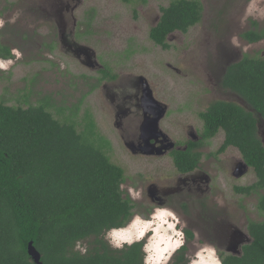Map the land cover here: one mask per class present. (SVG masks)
I'll return each instance as SVG.
<instances>
[{
    "label": "rangeland",
    "instance_id": "374dc122",
    "mask_svg": "<svg viewBox=\"0 0 264 264\" xmlns=\"http://www.w3.org/2000/svg\"><path fill=\"white\" fill-rule=\"evenodd\" d=\"M170 1L127 4L122 0H0V45L11 54V58H0V102L23 108L46 104L55 119L63 122L69 118L76 123L78 131L82 130L84 116L90 115L95 132L110 143L111 161L124 170L122 191L125 194L129 188L136 197L149 176L161 172L162 164H165L164 175L173 174L174 169L166 159L133 158L121 147L111 108L99 88L101 81L97 83L101 75L64 53L57 39V15L63 10L66 32L71 34L72 41L89 47L97 64L109 68L118 81L143 77L155 97L168 105L165 127L179 131L182 126L176 127L174 121L184 125L195 121L194 114L199 109L194 103L205 105L218 98L226 100L212 95L213 83L219 72L232 62V57H264V39L248 43L240 37L253 28V22L264 29V0H199L203 7L201 21L185 34L171 33L167 37L169 48L163 50L150 41L149 30L158 21L160 8ZM66 3L70 7L67 11L63 9ZM52 44L55 50L49 51L47 48ZM187 104H191V111H184ZM214 143L219 145L220 134ZM230 152L239 157L237 150ZM148 170L146 177L143 172ZM228 176L224 178L233 183ZM243 180L248 183L251 178L247 175ZM226 189L230 192V187ZM133 214L122 228L107 234L105 240L117 249L123 247L124 241H128L127 245L132 241L142 242L146 251L144 264H172L174 255L184 246L178 247V240L179 245L182 242V221L178 220L179 227L174 214H169L167 221L164 211L150 216L143 215L142 210ZM187 216L194 220L191 214ZM170 220L176 224L175 234L170 230L173 228ZM142 225H145L143 236L122 238ZM161 234L167 235L171 242L168 247L161 243V249H167L156 260L153 246ZM173 235L176 240H172ZM92 244L89 238L78 242L75 250L84 254ZM191 245L194 242L186 249L190 256L188 264H205L209 259L210 263L220 264L214 249L199 248L193 253Z\"/></svg>",
    "mask_w": 264,
    "mask_h": 264
},
{
    "label": "trees",
    "instance_id": "16d2710c",
    "mask_svg": "<svg viewBox=\"0 0 264 264\" xmlns=\"http://www.w3.org/2000/svg\"><path fill=\"white\" fill-rule=\"evenodd\" d=\"M202 12L199 0H171L160 8L150 41L169 48L167 37L185 34L201 21ZM252 25L240 37L248 43L263 40L264 29ZM0 58H11L7 47L0 45ZM105 78H115L107 67L97 80ZM223 80L252 112L217 101L201 113L204 128L210 135L223 131L221 150L237 148L262 183L264 147L256 123L264 121V57L244 55L226 67ZM82 122L78 131L69 118L55 119L46 104L23 108L0 102V264H34L27 254L30 241L42 264H144V243L117 249L105 240L107 232L129 221L132 207L123 197L124 170L111 161L110 143L95 132L90 115ZM174 156L179 171L191 169L198 160L190 152ZM258 234L263 238L245 248L243 257L225 258L223 264H264V232ZM89 238L93 244L86 253L75 250ZM173 264H187L184 254Z\"/></svg>",
    "mask_w": 264,
    "mask_h": 264
},
{
    "label": "flooded vegetation",
    "instance_id": "af4514ba",
    "mask_svg": "<svg viewBox=\"0 0 264 264\" xmlns=\"http://www.w3.org/2000/svg\"><path fill=\"white\" fill-rule=\"evenodd\" d=\"M64 8L66 11L70 9L67 3L63 6ZM57 16L61 23V28H58L56 24L58 42L64 48V53L73 57L66 49V45L76 42L72 41L71 34L66 32L63 10ZM59 29L62 33L61 37H59ZM52 46L51 50L47 49L55 50L53 44ZM92 58L96 61L95 55ZM241 59L242 57L235 55L232 57V62L219 72L213 83L215 90L212 91V95L225 97L226 100L218 98L214 99V102L232 103L246 108L242 98L223 84L226 67ZM77 61L81 63L83 56ZM89 69H95L96 73L101 75L105 66L97 64L96 61V64H92V68ZM111 73L115 75V78L102 79L99 88L111 108L115 132L121 141V147L133 158L148 161L166 159L174 169L173 174L164 175L162 170L165 168V164H162L161 172L156 176H149L147 184L136 192L137 197L131 193L129 188H126L123 197L127 196L129 199L132 214L142 210L143 215L150 216L157 211H164L166 215L164 214L163 217H166L167 221L170 217L169 214L178 217L176 224L178 223L179 227L178 220L182 221L180 233L182 242L179 245L178 240V247L183 244L184 246L176 252L173 262L175 257L184 254L188 264L190 256L187 255L186 249L189 243L193 242L195 245H191L193 253L199 248H212L215 250L214 254L220 264H223V260L228 257L239 259L243 257L245 248L252 247L258 239L263 238L262 234L258 233L264 232V208H262L264 181L259 183L253 168L242 159L237 148L227 146L221 150L225 141L223 131L220 130L214 135L206 132L201 113H206L212 103L205 105L194 103L199 109L194 114L195 121L186 125L174 121L175 126H182L179 131L173 130L171 126L166 128L164 121L169 115L168 105L155 97L147 81L141 77L118 81L117 75ZM152 100L159 102L165 110L156 125L154 120L159 115L157 108L160 105L155 104ZM183 108L184 111H191V104L184 105ZM248 111L252 112L251 109ZM256 129L264 147V121L260 119L256 123ZM218 134H220V143L215 145V137ZM172 135H176V137H172ZM171 143L172 146H170ZM215 148L216 150H214ZM230 149L237 150L239 157L231 154ZM176 152L192 153V157L198 158L195 166L186 171H179L174 162ZM227 153L229 154L226 155ZM149 170L146 173L143 172L145 176L147 175L146 177H148ZM225 175H229V180L233 183L230 184L224 178ZM247 175L251 178L248 183L243 180ZM129 183L133 185L131 180ZM226 187H230V192H227ZM189 214L194 216L193 221L187 218ZM171 223L173 224L172 221ZM176 224H173V228L170 230L175 231ZM118 229L111 230L106 235L112 234ZM174 231L173 234H175ZM108 239H110L109 235ZM172 240H176L174 235ZM143 251L146 254L144 249ZM210 261L209 259L205 264Z\"/></svg>",
    "mask_w": 264,
    "mask_h": 264
},
{
    "label": "water",
    "instance_id": "95a60500",
    "mask_svg": "<svg viewBox=\"0 0 264 264\" xmlns=\"http://www.w3.org/2000/svg\"><path fill=\"white\" fill-rule=\"evenodd\" d=\"M58 28H61V23L59 21L56 22ZM62 33L59 29V37H61ZM70 44L67 43L66 45V49L68 51H70V53L73 55V57H75L76 59L80 60L81 56H83V61L81 62L82 65L88 67V68H92V64H96V61L93 60V56L95 55L94 52L87 46L84 45H79V44ZM141 79H144L143 77H141ZM155 104L160 105L159 102L152 100ZM159 115L157 116V118L154 120L155 125L157 124V121L161 118V116L164 114V106L162 107L161 105L157 108ZM170 146H172V143L170 144ZM134 241H132L131 243H133ZM137 242V241H135ZM122 244H128L126 242L122 243ZM27 254L30 257V259L34 262V264H42L40 262V253L35 249V247L33 246L32 242H28L27 244Z\"/></svg>",
    "mask_w": 264,
    "mask_h": 264
},
{
    "label": "bare ground",
    "instance_id": "6f19581e",
    "mask_svg": "<svg viewBox=\"0 0 264 264\" xmlns=\"http://www.w3.org/2000/svg\"><path fill=\"white\" fill-rule=\"evenodd\" d=\"M159 220V219H158ZM144 228H145V225H142V227H139L138 229H137V231H134L132 234H130V235H125V234H123V236H122V238H133L134 236H135V234L137 235V236H140V235H142L143 236V234H144V232H145V230H144ZM160 228V227H159ZM158 228V229H159ZM170 228V227H169ZM157 229V232H156V234L158 235V234H160V231ZM156 230V229H155ZM120 234V233H119ZM134 234V235H133ZM136 236V237H137ZM159 238H160V240L153 246V249L155 250V259L156 260H158L159 258H160V256H162V254H163V252H164V250H166L164 247H163V249H161V247H162V245H161V243H164V245H166L167 247L168 246H170V242L171 241H169V238L167 237V235H165V234H161L160 236H159ZM130 239H128V240H130ZM126 240V239H125ZM176 242V241H175ZM174 243V242H173ZM155 262V261H154ZM208 264H210V263H208Z\"/></svg>",
    "mask_w": 264,
    "mask_h": 264
},
{
    "label": "clouds",
    "instance_id": "9594fccd",
    "mask_svg": "<svg viewBox=\"0 0 264 264\" xmlns=\"http://www.w3.org/2000/svg\"><path fill=\"white\" fill-rule=\"evenodd\" d=\"M118 230H119V229H118ZM118 230H117V231H118ZM127 242H128V241H127ZM127 242H126V243H127ZM137 242H138V241H137ZM133 243H134V242H133ZM130 244H132V243H130ZM124 245H125V244H124ZM143 249H144V248H143Z\"/></svg>",
    "mask_w": 264,
    "mask_h": 264
}]
</instances>
